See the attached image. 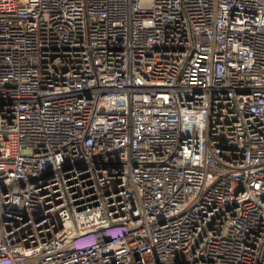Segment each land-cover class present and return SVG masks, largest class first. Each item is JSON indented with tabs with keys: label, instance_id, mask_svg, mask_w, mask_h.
Listing matches in <instances>:
<instances>
[{
	"label": "built area",
	"instance_id": "obj_1",
	"mask_svg": "<svg viewBox=\"0 0 264 264\" xmlns=\"http://www.w3.org/2000/svg\"><path fill=\"white\" fill-rule=\"evenodd\" d=\"M0 264H264V0H0Z\"/></svg>",
	"mask_w": 264,
	"mask_h": 264
}]
</instances>
